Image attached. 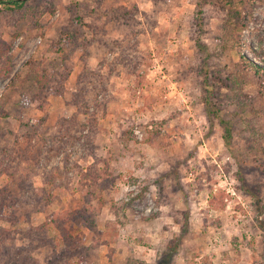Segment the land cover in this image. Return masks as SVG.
<instances>
[{"label":"rangeland","instance_id":"rangeland-1","mask_svg":"<svg viewBox=\"0 0 264 264\" xmlns=\"http://www.w3.org/2000/svg\"><path fill=\"white\" fill-rule=\"evenodd\" d=\"M26 1L21 11L0 7V50L10 45L0 62L10 63L0 76V188L24 182L30 195L13 225L0 219L15 246L28 242L20 229L63 214L89 248L87 264H264V122L251 108L260 95L223 48L222 9L211 0ZM246 14L241 54L261 65L252 50L264 58V0ZM36 69L52 87L43 98ZM81 86L87 114L72 102ZM208 95L218 111L207 113ZM71 116L79 141L47 163L58 121ZM255 128L261 157L240 156ZM20 151L28 163L16 166ZM54 168L63 174L49 185ZM36 249L41 264L64 252ZM71 255L65 261L79 264Z\"/></svg>","mask_w":264,"mask_h":264},{"label":"trees","instance_id":"trees-1","mask_svg":"<svg viewBox=\"0 0 264 264\" xmlns=\"http://www.w3.org/2000/svg\"><path fill=\"white\" fill-rule=\"evenodd\" d=\"M200 2H205L208 0H199ZM214 1L224 12L223 22L225 27V39L223 42V48L229 49L231 52H235V54L239 57V67L240 70L242 69L247 74L254 76L257 87L259 90V101L251 105L253 112H255L256 116L259 118V121L264 122V112H259L258 109L264 107V58L261 57V52H257L252 50V53L263 60L262 64H256L253 62L248 61L242 52V47L240 43V33L244 28L246 13H251L254 2L261 1V0H211ZM27 5L26 0H0V7L7 12H16L21 11ZM50 12L53 10L50 9ZM246 14V15H245ZM62 39V43L66 42L68 39ZM10 49V45H4L1 47L0 50V62L2 61V55L4 56L5 53L8 52ZM58 50L59 53H65L63 48L56 49L55 52ZM260 53V54H259ZM32 64V63H30ZM4 66L0 70V76L4 74V72L9 71L10 63L9 59L6 61V64H2ZM88 73V81H92L97 76L95 73L87 72ZM241 74V73H240ZM69 76V71L66 72L64 77H60V80L64 81ZM35 84L37 85L38 93L37 96H41L43 98L45 92L47 93L48 89L52 88L51 85L49 86V79L47 78L45 71L36 69L35 70ZM91 84V83H90ZM87 94H90L89 91L87 92L83 86L77 88L74 97L72 98L73 106L77 108V111H80L81 114H87V110L89 108V101L87 102ZM46 97V96H45ZM44 97V99H45ZM36 98L34 100H36ZM209 95L203 99V103L206 107L207 113L212 112V108L215 109V112L218 111L216 107H213V103L209 101ZM36 104V103H34ZM249 104H245L248 107ZM36 106V105H35ZM39 109H43L42 105H37ZM1 118V114H0ZM93 121V120H92ZM264 124V123H263ZM78 125V120H76V116H71L69 118H62L58 121V129L59 135L57 139L54 141L56 144H51L46 151V162L48 163L53 157H56L60 154V152L64 151L69 143L72 145L73 143L79 141V137L74 136L75 128ZM264 126V125H263ZM253 134V135H252ZM260 129L255 128L252 130V137L250 143L244 147V152L240 153V156H257L261 157L262 149L261 147H257L258 140L260 138ZM264 134V129L263 133ZM262 136V135H261ZM224 142L227 148L230 150V154L232 157H237V153L232 151L231 145L233 142L232 133L228 129L225 130L223 134ZM29 152V151H27ZM26 151H20L18 154L14 152L16 166L24 163L27 161L26 158ZM244 157V156H243ZM241 157V158H243ZM67 159H65V165L67 164ZM9 168V167H8ZM29 168V165L27 166ZM91 172L96 169L95 165L91 166ZM18 170V168H16ZM67 172V169H66ZM7 174V173H4ZM63 172H60L59 169H52L50 175L51 178L49 181H46L49 185H54L55 179L62 176ZM7 175H10L9 173ZM238 174H236L237 176ZM12 176V175H10ZM13 177V176H12ZM28 186L24 185V182L20 183V187L17 189V192H14L9 187L0 188V219L5 222H10L13 225L15 222L12 219L13 214L15 215L16 211L19 208H23L24 205L21 204V199L25 200L23 203L28 206L27 199L30 198L29 192H27ZM21 194L19 195V193ZM37 196L40 191L32 187L31 193ZM21 196H27L26 198H22ZM50 194H48V197ZM36 205V204H35ZM34 205V206H35ZM35 208V207H34ZM7 209V211H5ZM35 210V209H34ZM10 211V212H9ZM6 213H9L6 215ZM29 217V215H28ZM187 217V214H185ZM66 216L63 214H53L51 218H47L41 225L33 227L30 226L27 229H20L18 230L21 233L23 239L28 240L27 245L23 248H19L15 246L14 237H13V230H6L0 227V264H41L35 258L32 257V253L34 249L42 248V247H51L53 251L56 248L61 247L64 249V252L61 253H54L51 258L45 262L44 264H69L67 261L68 258H72L71 254H77L79 256V264H87L86 254L89 250L88 247L83 245V240L81 235H72L68 228L65 226ZM264 228V227H262ZM50 231H55L56 237L50 236ZM184 232V231H183ZM182 236H179L175 240H172L168 243L167 248L169 252H165L168 258H170V254L174 253L177 248L181 244ZM36 246V248H35ZM38 246V247H37ZM36 249V250H37ZM162 264V262L160 263Z\"/></svg>","mask_w":264,"mask_h":264}]
</instances>
